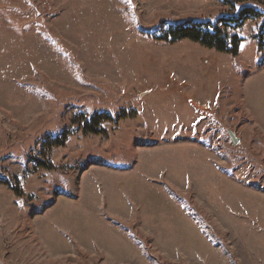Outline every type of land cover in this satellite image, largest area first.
Listing matches in <instances>:
<instances>
[{
    "label": "rangeland",
    "instance_id": "1",
    "mask_svg": "<svg viewBox=\"0 0 264 264\" xmlns=\"http://www.w3.org/2000/svg\"><path fill=\"white\" fill-rule=\"evenodd\" d=\"M228 13L0 0V264H264L259 23L236 56L157 41Z\"/></svg>",
    "mask_w": 264,
    "mask_h": 264
},
{
    "label": "trees",
    "instance_id": "2",
    "mask_svg": "<svg viewBox=\"0 0 264 264\" xmlns=\"http://www.w3.org/2000/svg\"><path fill=\"white\" fill-rule=\"evenodd\" d=\"M217 1L229 9V13L224 17L216 21L170 23L160 32L157 41L170 44L190 41L220 54L236 56L244 42L238 36V30L243 28L245 23L253 21L259 23V31L254 40L258 42L259 53L264 56V0ZM261 67H264V58ZM105 122L108 120L103 116L92 117L84 121V131L93 135L105 134L101 129Z\"/></svg>",
    "mask_w": 264,
    "mask_h": 264
},
{
    "label": "water",
    "instance_id": "3",
    "mask_svg": "<svg viewBox=\"0 0 264 264\" xmlns=\"http://www.w3.org/2000/svg\"><path fill=\"white\" fill-rule=\"evenodd\" d=\"M230 137L234 144H237V142L240 141L239 139L236 138V136L233 133H230Z\"/></svg>",
    "mask_w": 264,
    "mask_h": 264
}]
</instances>
